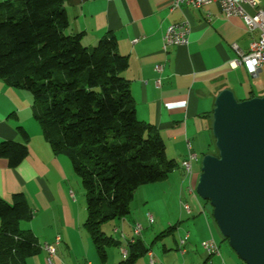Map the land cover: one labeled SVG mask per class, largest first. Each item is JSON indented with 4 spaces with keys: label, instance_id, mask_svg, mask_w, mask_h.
Returning <instances> with one entry per match:
<instances>
[{
    "label": "crops",
    "instance_id": "1",
    "mask_svg": "<svg viewBox=\"0 0 264 264\" xmlns=\"http://www.w3.org/2000/svg\"><path fill=\"white\" fill-rule=\"evenodd\" d=\"M172 1L63 0L68 31L83 32L86 45L95 44L107 32L115 36L118 53L128 60L122 76L129 82L136 116L158 131L166 157L176 162L165 179L136 189L134 195L141 191L144 197L134 212L105 228L117 243V251H106L104 264H117L124 259L121 250L135 237L133 227L137 223L142 227L137 237L148 250L132 264H151L149 253L152 264H244L219 244L223 239L211 209L195 191L189 193L185 189L181 162L190 152L197 155L191 161L190 182L194 185L200 172V153H215L206 145L210 144L208 133L215 98L221 90H230L237 100L264 96V64L252 77L244 66L231 67L229 63L236 58L232 44L246 52L258 31H248L238 16H225L217 0L201 8H170ZM242 6L249 14L255 11L246 4ZM259 8L264 11V0H259ZM170 24H183L188 29L187 43L164 51L162 37ZM32 105L28 90L0 79V142L22 141L17 126L28 133V154L16 167H8L0 157V198L10 202L13 194H24L32 217L22 226L39 244L53 243L60 236L52 264H101L83 227L86 210L73 193L72 182L76 180L69 161L51 150L32 116ZM154 189L160 194L171 193L179 198V203L170 207L167 202L148 199L147 192ZM182 203L188 204L189 212ZM169 208L175 215L171 218L163 214ZM147 213L153 215L151 224ZM169 226L170 233L162 235ZM185 233L187 239L180 244ZM166 234H171L172 241L164 238ZM208 238L218 244V254H207L201 247L200 243ZM157 242L162 243L159 250L152 247ZM26 264H49L46 252L40 250L28 257Z\"/></svg>",
    "mask_w": 264,
    "mask_h": 264
},
{
    "label": "trees",
    "instance_id": "2",
    "mask_svg": "<svg viewBox=\"0 0 264 264\" xmlns=\"http://www.w3.org/2000/svg\"><path fill=\"white\" fill-rule=\"evenodd\" d=\"M68 24L63 0L0 1V79L31 93L42 136L53 153L68 156L84 189L83 227L104 264L107 247L117 243L102 225L128 216L136 189L165 179L176 162L166 157L158 131L136 116L122 76L128 60L115 36L107 32L86 45L83 32H69ZM16 129L22 141L0 142L10 168L28 154V133ZM31 217L23 193L0 198V264H26L40 252L35 236L19 226ZM125 250L117 264H132L148 248L135 236Z\"/></svg>",
    "mask_w": 264,
    "mask_h": 264
},
{
    "label": "water",
    "instance_id": "3",
    "mask_svg": "<svg viewBox=\"0 0 264 264\" xmlns=\"http://www.w3.org/2000/svg\"><path fill=\"white\" fill-rule=\"evenodd\" d=\"M216 154L201 158L194 191L208 201L222 237L244 264H264V96L214 102Z\"/></svg>",
    "mask_w": 264,
    "mask_h": 264
},
{
    "label": "built area",
    "instance_id": "4",
    "mask_svg": "<svg viewBox=\"0 0 264 264\" xmlns=\"http://www.w3.org/2000/svg\"><path fill=\"white\" fill-rule=\"evenodd\" d=\"M214 0H173L170 8L178 7L181 5L189 6L193 8H201ZM222 12L225 16H238L242 19L245 27L248 31L257 30V38L249 43L248 50L246 52L241 51L235 44H232V48L236 52V58L229 63L231 67H237L239 65L244 66L246 72L250 76H256L261 65L264 64V11L259 8V0H217ZM243 4L248 5L255 9L252 14L247 13L243 9ZM187 31L188 29L182 24H170L166 27L162 37V49L165 51L170 46L185 45L187 43ZM159 69V66H156ZM197 155L190 152L188 157L181 162V167L184 171V176L187 181L185 189L189 193L194 192V187L190 182L191 177V161L196 160ZM182 208L189 212V206L187 203H182ZM147 221L150 223L151 214H146ZM142 227L140 224H135L133 227L134 236L140 234ZM115 231V230H114ZM187 233L181 238V244L187 239ZM60 242V236H56L53 243L43 242L39 244L40 250L46 252V260L49 264H52V259L55 256L56 246ZM201 247L207 254H218V244L213 238L203 240ZM122 255L125 257L126 250ZM149 262L153 263L152 254L149 253Z\"/></svg>",
    "mask_w": 264,
    "mask_h": 264
},
{
    "label": "rangeland",
    "instance_id": "5",
    "mask_svg": "<svg viewBox=\"0 0 264 264\" xmlns=\"http://www.w3.org/2000/svg\"><path fill=\"white\" fill-rule=\"evenodd\" d=\"M208 136H209V137H208V141H209L210 144H209L208 146L206 145V149L209 150V151H211V152H212V151H213V152L215 151V154H216V149H215L214 139H213L214 137H213L211 131L208 133ZM207 144H208V142H207ZM59 154L64 155V156L68 159V161H69V164H70L71 170H72L73 175H74L73 177H74L75 180H76V181L73 180V182H72V183H73V186H74L73 193H74L76 199L79 200L80 205L85 207V195H84V189H83V187H82V185H81L80 178H79L78 175H76V174L74 173V171H73V169H72V166H71V163H70V160H69L68 156H67L65 153H59ZM201 158H202V155H201V153H200V160L198 161V168H199V170H200V166H201ZM183 172H184V171H183ZM184 179H185V178H184ZM169 184L171 185V183H168V184H166V186L169 187ZM185 184H187L186 179H185ZM145 186H153V185H145ZM194 186H195V184L193 185V187H194ZM142 188H148V187H142ZM140 190H142V189H140ZM139 192H141V191H138V193H135V195L133 196L132 201L130 202V214H131V212H134V211L140 206V203L142 202V198H143L144 196H142V194L139 193ZM146 195H147V198H148V199H151V200H153V201H155V202H167L168 204H170V207H171V206L174 207L175 203H177V202L179 203V198H178V197H177V198H176L175 196L172 197V196H171V193H168V194H160V192H159L157 189H154V190L148 191ZM196 195H197V194H196ZM197 196H198V195H197ZM201 201L204 202L205 204H207V206H208V207L211 209V211H212V208H211V206H210V204H209L208 201H205V200H202V199H201ZM175 206H177V204H176ZM163 214H164L165 216H168L169 218L175 216V215H173V211H171L170 208H169L168 210H167V209H164ZM85 217H86V212H85L84 219H85ZM172 219L174 220V218H172ZM213 220H214V219H213ZM23 221H25V220H21L20 223H19V226H20V228H22V229H24L23 226H22V222H23ZM171 221H172V220H171ZM214 222H215V221H214ZM112 224H114V220H110V221L104 223V224L102 225V229L105 230V228H108V227L112 226ZM215 224H216V223H215ZM216 227H217V225H216ZM164 230H165V229H164ZM217 230H218V227H217ZM174 231H175V230H174ZM218 232H219V230H218ZM169 233H170V232H169ZM219 234H220L221 238L223 239V237H222V235H221L220 232H219ZM164 238H168V240L172 241L171 234H169V235L166 234V236H165ZM150 239H151V238H150ZM151 240H152V239H151ZM217 241L219 242L220 239L217 240ZM219 244L222 246V248L225 247V248H227V250L231 251V252L234 254V252H233V251L231 250V248L229 247V245H228V241H227V240L220 241ZM161 245H162L161 242H157V246H152V247H155L156 250H159ZM112 250L117 251L116 246H109V247H107L108 254H110ZM198 250H200V249H198ZM234 255H235V254H234ZM235 256H236V255H235ZM120 257H122V255H120Z\"/></svg>",
    "mask_w": 264,
    "mask_h": 264
},
{
    "label": "bare ground",
    "instance_id": "6",
    "mask_svg": "<svg viewBox=\"0 0 264 264\" xmlns=\"http://www.w3.org/2000/svg\"><path fill=\"white\" fill-rule=\"evenodd\" d=\"M154 221L153 215L151 214L150 224ZM179 243L181 244V238L179 240ZM122 253H124V249L121 250Z\"/></svg>",
    "mask_w": 264,
    "mask_h": 264
}]
</instances>
